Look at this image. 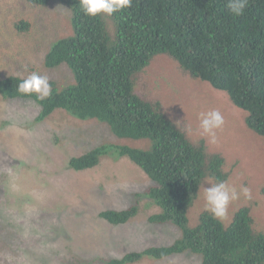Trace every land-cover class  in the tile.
<instances>
[{
    "label": "trees",
    "instance_id": "obj_1",
    "mask_svg": "<svg viewBox=\"0 0 264 264\" xmlns=\"http://www.w3.org/2000/svg\"><path fill=\"white\" fill-rule=\"evenodd\" d=\"M28 1L42 8L56 1L71 12L72 35L53 44L45 62L47 68L68 66L74 84L60 89L57 82L50 81L51 95L40 100L35 94L17 91L20 77L0 73V122L10 113L6 101L25 98L42 107L39 122L56 110H65L80 120L102 123L117 142L72 158L69 168L81 173L97 168L105 157H127L148 176L151 185L129 192L134 202L128 208L106 210L99 216L115 226L137 222L144 227L170 226L179 233L172 246L132 251L102 261L137 264L146 257L160 261L192 252L202 256V264H264V230L254 227L253 217L256 208L264 204V187H259L262 201L235 202L248 206L229 224L205 210L193 223L192 211L205 180L225 181L228 174L224 155L209 152L207 137L200 134L196 125L200 111L190 102L196 86H187L184 80L190 77L211 83L223 94L206 87L207 101L223 102L224 96V101L247 114V127L264 139V0H248L240 17L230 14L227 0H133L132 7L123 12L96 18L84 14L79 0ZM30 18L21 16L14 22L21 36L32 31L34 19ZM163 58L177 66L176 80L172 73L165 79ZM155 76L166 82H158ZM151 84L159 90L153 91ZM174 84L177 93L169 102L164 95ZM185 87L191 89L183 92ZM177 102L185 113L180 120L171 110ZM4 137L1 129L3 183L11 174L10 146L3 142ZM132 140H145L146 145L134 147ZM24 242L1 226L0 264L10 260L11 264H32L30 247Z\"/></svg>",
    "mask_w": 264,
    "mask_h": 264
},
{
    "label": "rangeland",
    "instance_id": "obj_2",
    "mask_svg": "<svg viewBox=\"0 0 264 264\" xmlns=\"http://www.w3.org/2000/svg\"><path fill=\"white\" fill-rule=\"evenodd\" d=\"M21 16H33L34 19L32 31L26 37L13 27ZM72 29L71 12L61 8L56 1L42 8L28 0H0V73L5 77L27 78L31 72L38 71L49 81H56L60 89L74 84V74L68 66L47 68L45 62L46 53L53 44L72 35ZM169 62L162 59L161 65L165 67L162 73L166 80L167 73H172L174 81L177 66L173 67ZM155 78L160 83L166 82ZM174 85H170L164 95L169 102L174 99L171 96ZM151 86L156 91V86ZM189 89L185 87L183 92ZM195 91L196 95L190 99L195 109L202 113L215 108L225 121L217 132L216 144L206 139L208 151L224 155L227 181L238 189L249 187L252 198L262 201L259 187H264L261 176L264 175V139L247 127L245 112L224 100L208 102L205 90ZM180 98L184 99L182 95ZM6 103L10 113L0 122V128L5 135L3 142L10 146L7 159L11 161V174L9 181H0V227L5 226L9 235H17L26 241L32 264H107L102 259L174 244L179 233L173 227H151L147 223L144 227L137 222L121 227L99 216L106 210L128 208L134 202L129 192L151 185L148 176L129 158L105 157L97 168L81 173L69 168L72 158L83 156L103 144L117 142L102 123L80 120L65 110H56L39 122L42 107L37 102L14 99ZM171 110L178 120L182 119L184 109L179 102ZM199 123L200 120L196 125ZM190 136L196 139L194 134L190 133ZM130 143L134 147L146 145L145 140ZM206 182L215 181L205 180L192 211L193 223L197 222L198 213L205 210L204 187H210ZM242 200L245 199L241 197L239 201ZM143 201L149 203L147 198ZM245 206L248 205H231L228 218L222 222L229 224ZM253 217L254 227L258 231L264 230V204L256 208ZM132 225H136L139 233ZM202 263L201 255L187 252L160 261L146 257L137 264Z\"/></svg>",
    "mask_w": 264,
    "mask_h": 264
},
{
    "label": "clouds",
    "instance_id": "obj_3",
    "mask_svg": "<svg viewBox=\"0 0 264 264\" xmlns=\"http://www.w3.org/2000/svg\"><path fill=\"white\" fill-rule=\"evenodd\" d=\"M132 4L133 0H79V6L83 10L84 14L92 18H96L98 16L111 17L115 13L123 12L124 10L131 8ZM226 6L230 14L234 17H240L244 15L245 10L248 7V0H227ZM26 77L27 78L20 77L22 81L17 87V91L19 93L28 96L35 94L40 100L48 98L51 95L52 90L47 76L40 75L38 71H35L31 72V74ZM186 82L188 83L187 86H191L193 88L196 86V90H204L206 87L212 88L213 93L216 90L211 83L210 86H208V81L191 79L189 77V80ZM174 91L171 95L173 98L177 93L176 85L174 87ZM216 91L218 92V90ZM218 93L221 95L223 94L221 91ZM223 99H225L224 96H222V100ZM183 118H185L184 112L182 119ZM199 119L200 134L207 137L210 143L216 144L218 142L217 132L223 128L225 123L222 113L214 108L213 110L200 113ZM188 130L191 131V128L189 127ZM206 183L210 185V187H204L206 200L205 211L209 212L215 219L220 221L228 218L230 206L239 201L241 197L247 200L252 198L251 189L247 186H241L238 189L227 180Z\"/></svg>",
    "mask_w": 264,
    "mask_h": 264
}]
</instances>
